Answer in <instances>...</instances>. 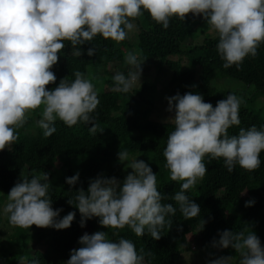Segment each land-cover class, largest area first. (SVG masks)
<instances>
[{
    "label": "clouds",
    "instance_id": "obj_1",
    "mask_svg": "<svg viewBox=\"0 0 264 264\" xmlns=\"http://www.w3.org/2000/svg\"><path fill=\"white\" fill-rule=\"evenodd\" d=\"M144 12L164 29L172 18L184 22L189 14L202 17L208 31L218 35L217 52L225 69L239 67L246 57H255L264 44V0H0V151H11L18 139L17 130L24 127L32 112L41 108L37 126L45 138L56 132L57 120L69 128L79 122L91 124L88 131L96 134L98 125L91 114L100 100L92 78L75 71L73 81L61 79L50 91L47 86L56 83L52 68L58 63L65 41L70 42L75 57L82 56L80 46L98 35L119 44L133 31L132 21ZM94 54V47L87 50L89 57ZM124 60L131 66L127 76L117 72L112 77V90L118 93H128L141 81L143 63L139 51L127 52ZM165 99L166 111L172 114L168 122L174 130L168 135L163 156L170 180L182 182L179 190L171 197L163 195L157 189V175L151 167L142 160L131 159L127 164L131 171L123 181L100 174L89 181L87 191L77 189L74 197L68 199V204H75L73 207L80 213L81 228L88 220L98 218L104 229L127 226L137 237H143L147 230L158 241L165 226H172L173 221L166 217L175 216L177 211L172 203L165 204L163 200H174L184 220L200 214L199 205L185 193L207 172L203 162L206 155L223 158L230 173L237 165L247 172L260 167L264 130L253 125L240 128L238 135L228 134L230 127L240 124L243 101L237 95L230 93L215 108L193 92ZM117 155L121 164L130 160L127 150H119ZM49 176L43 172L31 179L21 178L11 188L3 213L12 227L58 231L70 228L76 213L60 218L63 209H53ZM79 177L77 172L66 178V183L74 187ZM254 203L247 201L245 207ZM205 224V220L200 221L202 230ZM112 234L118 236L119 232ZM218 235L219 240L214 239L212 247L233 249L239 256L238 264H264V247L252 229L224 230ZM78 243L81 246L70 252L65 264H145L143 249L137 254L130 239L110 240L107 231L84 233ZM233 259L234 256H219L208 264H233ZM20 264H24L23 257ZM31 264L40 262L33 260Z\"/></svg>",
    "mask_w": 264,
    "mask_h": 264
},
{
    "label": "trees",
    "instance_id": "obj_2",
    "mask_svg": "<svg viewBox=\"0 0 264 264\" xmlns=\"http://www.w3.org/2000/svg\"><path fill=\"white\" fill-rule=\"evenodd\" d=\"M193 20L199 22L203 18L191 14L184 22L172 18L169 27L164 29L151 19L149 13L144 12L132 21L134 35H129L119 44L98 35L80 46L81 57H75L70 42H64L58 63L52 68L56 83L48 85V90H54L61 79L73 81L75 77L72 73L75 71L91 77L100 100L91 114L98 125L97 133H89L91 124L79 122L69 128L57 120L56 132L45 138L43 130L37 126L41 116L37 110L32 112L24 127L17 130L18 139L11 151H0V208L7 202V195L18 180L31 179L33 175L47 172L50 173L49 195L53 209H63L60 218L75 212V219L70 228L59 231L36 226L30 229L13 227L5 241L0 242V264H20L21 257L24 264H31L33 260H38L40 264H65L70 252L81 246L79 238L84 233L97 231H107L108 238L113 241L121 237L130 239L137 254H141L143 249L145 264H178L181 254L195 241L211 255L215 249L212 241L219 240L218 233L224 230L239 232L248 227L264 247V151L260 154V167L253 172L237 165L230 173L224 166L223 158L211 159L206 155L203 162L207 172L185 193L199 205L200 214L191 220H184L174 200H163L162 203H172L177 211L175 216L166 217L173 223L171 228L165 226L158 241L153 240L147 230L143 237H137L127 226L120 230L104 229L99 225L98 218L88 220L81 228L78 209L73 207L75 204H68L75 190L83 188L87 191L89 181L100 174L123 181L131 169H124L119 162V150H127L130 157L142 160L151 167L157 175V189L163 195L173 196L182 183L171 181L169 170L165 167L163 151L174 125L157 119L159 110L154 102L158 95L154 85L145 81L128 93L112 90V77L117 72L127 76L131 69L124 60L129 51L138 50L141 62L157 61L159 73L161 68L165 69L169 77L164 88L171 96L198 93L213 108L230 93L241 98L240 124L228 129L229 136L238 135L240 128L248 129L253 125L258 130H264V103L258 102L264 101V44L259 46L255 57H246L239 67L233 65L225 69L217 52L218 35L210 37L206 34L207 28L195 34ZM91 47L95 48V54L89 57L87 50ZM234 84L237 88L233 87ZM236 84L242 88L239 89ZM165 114L172 116L169 112ZM56 169L63 173L56 174ZM77 172L80 174L79 182L74 187L68 185L66 178ZM250 200L255 201L253 206L245 207ZM201 220L206 221L203 230ZM5 222L9 224L7 216ZM114 231H118L119 235L113 236ZM29 240L33 242L28 248ZM222 255L234 256L233 264H238L239 256L233 249L222 250Z\"/></svg>",
    "mask_w": 264,
    "mask_h": 264
},
{
    "label": "rangeland",
    "instance_id": "obj_3",
    "mask_svg": "<svg viewBox=\"0 0 264 264\" xmlns=\"http://www.w3.org/2000/svg\"><path fill=\"white\" fill-rule=\"evenodd\" d=\"M192 22H193L192 23L193 32L195 34L197 33L199 34L202 31V29L204 30L205 28H207V24L204 20L199 21V22L193 20ZM134 34L135 33L131 31L128 33V37L129 35H134ZM206 34L209 35L210 37L215 35V33L209 32L208 29L206 31ZM199 41H200V38L197 39V42ZM141 63L143 64L141 65L142 73H141L140 83L148 81L150 84L154 85L155 90H156L155 94L158 95V97L155 99V102H154L156 109L159 110L157 111L158 112L157 119L161 122H167L170 117L168 114H165L167 112L166 109L168 107L165 97H171V94L168 91L165 92L164 87L166 86V81L168 80L169 74L165 71L164 68H161V72L159 73L158 67H157L159 63L155 60L145 61ZM139 85L140 84L138 83L137 85L133 87V89L137 88ZM237 86L239 87V89L242 88L240 84H238ZM233 87L237 88L235 84L233 85ZM258 102L259 103L261 102V104L264 103L263 100H259ZM37 111H38V114H40L42 111V108L37 109ZM131 159H134V158L130 157L129 161L124 162L123 164L124 169H128L127 164L130 163ZM123 172L124 171H122V173ZM55 173L58 175H61L63 172L59 171V169H56ZM5 204L6 202L0 208V242H4L5 238L8 237L13 230V227L7 222H5L6 215L3 213V207L5 206ZM30 233H33V232H30ZM32 242H33L32 240H29V243L27 245L28 248L31 247ZM188 247H189L188 250L181 254V261H179L178 264H208V261H210L211 259H214L219 256H223L222 250L216 249V248L212 251V254L210 255L208 251H206L204 248H201L200 244L197 243L196 241L191 243Z\"/></svg>",
    "mask_w": 264,
    "mask_h": 264
}]
</instances>
